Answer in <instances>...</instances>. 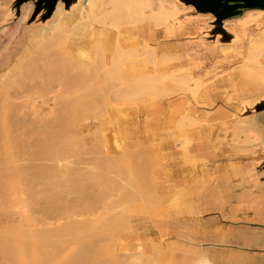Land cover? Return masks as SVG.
Returning <instances> with one entry per match:
<instances>
[{
    "label": "bare ground",
    "instance_id": "obj_1",
    "mask_svg": "<svg viewBox=\"0 0 264 264\" xmlns=\"http://www.w3.org/2000/svg\"><path fill=\"white\" fill-rule=\"evenodd\" d=\"M144 3H145V0H80L78 6L76 7V9L74 10V12L71 15H67L65 10L63 9L61 3H58L56 5L54 13L52 14L51 19L49 20V22L47 24L41 25V26L31 25L29 27H25V25H24V29H21L22 26H23V23L25 24V22H26V20H27V18L29 16L30 10H31L30 6L26 7L25 9H23L22 10V14L19 17L18 22L16 24H14L12 27L6 26V27H1L0 28V32L1 33L5 32V31L9 32V39L7 41H4L0 45V71H1V73H0V89L3 87V89H1L3 91L0 90V95H1V92H2V95L0 96V107H1V104L3 103L2 98L4 97L6 99L7 95L9 96V94L13 93V92H11L9 90V88H12L11 86H13V88L11 90H13L15 88H17V89L20 88L19 85H21V88H22L24 86L25 82L28 81L29 83L28 84L26 83V84L28 85L27 88L30 86L29 87L30 91H29V89H27V90L29 92H32V93L33 92L35 93V90H37L36 94H35V97L33 98L34 94L31 95V97H30V94L23 95V94L29 93L28 91H24V92L22 91L23 92L22 94L18 93L19 91L22 90L21 88L19 89V91L14 90V91H16L18 93V94L16 93L17 95L15 94L17 97L20 94V97H21V95L24 96V98L30 97L31 100L35 99L36 97L38 99L41 98L40 100L42 102L41 103L39 102V104H41V105H42V103H44L46 101V100L44 101V99H43L44 97L45 98L47 97L46 98L47 100H48V97H49V99L51 98V100L54 99L56 102H57V100H59L60 102H61V100H63L62 101L63 103H67L68 102L67 104L70 105L69 108H67L68 107L67 104H64L62 106L64 108L63 111L65 112V114L69 110L70 111L72 110V112L74 110V114L76 112L75 110H77V112L80 111V113H78V115H76L77 113L75 114L77 116V118H76L77 120L76 121H78V122L84 120L85 118H87L92 113L94 115L92 114L93 116L91 118H101L102 117L103 122H105V124H107L108 130L111 132L110 134L113 136L115 141H117L116 140V132L119 129V127H116L118 123L114 121V113L118 110V107L124 105L128 101L129 102L131 100L134 101V99H135L134 95H137V93L140 92L141 89H144L145 91L150 93V92H152V88H153V87H151L149 82H147L145 80H142V78H140L141 76H139L137 71H135V67L133 66V63L128 62V59L126 57L130 56L133 53V51H134L133 48L132 47H126L125 48L119 42V35H120L119 29L121 28L122 25H124V24L126 25L128 23V21L126 20V18L128 16L135 17L136 20L137 19L141 20L140 21L141 25L139 27H137L138 25H136V26L133 25V26H135L134 29H133L134 30L133 34L136 33L135 30L136 31H137V29L141 30L142 27H146L148 25V23L150 22V17L144 16L142 12H143V9H153V6H152V4L145 5ZM165 3H167V1ZM108 6H110V9H112V13H111L110 17H108L109 14L106 11V9H108ZM158 9H169V7L165 6L163 4H160L158 6ZM108 18L113 22L111 24L112 25L111 34L109 32L105 31V30L108 31L107 28H103V27L100 28L99 27V25H104V20L108 19ZM20 31H21V33H20ZM24 36H27V39L24 40L25 43H23L21 41V39ZM84 37H89L92 40V42L90 43V45L88 47H85L84 45H81V44L78 43V40L80 38H84ZM13 41H16L17 42L16 44L24 45V58L21 57V56H18V57L14 58V59H11V57L9 56L10 53H7V52L11 51V49L9 50V44H11V45L14 44ZM46 48H48V49L49 48H53V50H55V49L57 50L58 49L57 51L60 50L61 51L60 52L61 56L58 54L59 56L58 57L56 56V58L53 57L52 60H51V58H50V60L47 59V58L50 57V55H52V53H51L52 49L49 51ZM43 50H45V51H43ZM47 50L49 51V53H51L49 55L46 53L48 55V57H47V55L42 54V52H41L42 56L44 55L45 58L43 59V57H41V54H40V58L38 57L39 59L36 58V56H39V52L40 51H43V53H45V52H48ZM62 51H64V52H62ZM33 52H35V54H32ZM36 53L38 55H36ZM63 53H65V54H63ZM31 54L33 56L36 55L35 59H33ZM27 55L31 56L32 58L28 56L29 59L25 60ZM56 55H57V53H56ZM14 56H17V55H14ZM22 59H24L23 60L24 61V65H23ZM45 59H47V60H45ZM34 63H35V65H34ZM32 65L36 66V69L34 68L35 70L31 69ZM23 68H24V70L27 69L26 73H24V70L22 71ZM78 68H79V71L82 68L84 69V70L82 69L83 71H86V74H84V77L83 76L80 77L78 75L77 76L75 75V76L71 77V75H70V78L72 79V81L81 83V85H82L81 89H83V91H80L81 89H79V91H77L78 93L76 91H75V93H74V91H73V93H71V89H72L71 86L73 84L72 85L69 84L70 83V82H68V81H70L69 80V76H68V78H66V81L67 80L68 81L64 82L65 85L62 84V86H64V87H62L61 85L57 86V84H60V82L65 80V77H66V75L68 73L69 74H73V72L76 69H77L76 71L78 72ZM28 69L31 70V71L34 70V72H32L33 74L29 73V72L27 73V71H29ZM67 69H69V72L67 71ZM70 69H72L73 72ZM57 70L59 71L58 72L59 75H57V72H56ZM20 71H22L24 74H26V77L28 76V78L24 77V78H26L25 80H24V78H23V80H22V78L20 79V77L24 76V74H21ZM65 71H67L68 73L66 74ZM36 72H38L40 75L42 74L40 79H42L43 77H44V79H46V81L43 80V83L46 84V85H47V83H50V81L53 78V76L56 78V80L52 79V81L55 82V84L57 83L56 87L53 86L54 88H52V91L55 92L56 90L58 91V89L63 88L64 90L65 89L67 90L66 92H70L71 94L69 93L70 94V95L68 94L69 96L66 94L68 96L67 97V96L64 95L65 91H63V90L62 91L59 90L58 92L56 91V93H58V95H61L63 93L62 95L65 96V97L62 96L63 98L60 96L62 98L61 100H60V98L58 99V95L56 93H55L56 95L54 94L55 96L53 94H51L52 91L50 92V95H49L48 89L49 88L51 89L52 85H54V84L47 85V86H49V88L45 85L46 88H44L45 86H42L43 85V83H42L41 86L44 89H47L46 90L47 92L42 90L41 86L37 87V85L39 86L40 82H42V81L40 80V82L39 81L37 82V80H35V79H37L39 77V74H37ZM64 72H65V77H64V74H63ZM18 73L21 74V75L19 74L20 77L19 76H17V78L13 77L14 75L15 76L18 75ZM28 74L29 75L32 74V75H30V77L32 76V78H33V76L35 77V79H33V80H35V82L32 80V78L29 79L30 77H29ZM46 75L48 77H45ZM60 75H62V77H64V79L62 78L63 79L62 81H60L61 80L59 78ZM49 76H51L50 77L51 79H48ZM11 78H15L16 79L15 81H17L19 79V80H21L20 82L21 83L24 82V84H21V83L19 84V81H17L16 83L18 84V87L15 84L16 87L14 88L15 85H11V84H14L15 82L9 84V82L11 81ZM83 78L87 79V81L84 82V83H83V81H85V80H82ZM6 79H8L9 82H7ZM47 79L50 80V81L47 82L48 81ZM57 79L60 82L57 81ZM12 80L14 81V79H12ZM32 81L35 83L36 86L34 85V87L35 88L37 87L36 89L32 87L33 85H29L30 83L31 84L33 83ZM52 81H51V83H52ZM5 82H6V84H5ZM2 83H3V85L1 87ZM67 84L70 85V86H68ZM7 85L8 86L10 85L9 88H7L8 87ZM59 86L61 88H59ZM31 87H32V89H31ZM39 88H40V90L44 91L47 96H45L42 91H41L42 92L41 94H43L42 95L43 97L41 96V94L39 95V93H38V92H40ZM23 89H24V87H23ZM24 90H26V88ZM31 90H33V91H31ZM4 91H6L7 95L4 94L5 93ZM7 91H10L11 93L10 92L8 93ZM59 92H60V94H59ZM12 95L14 97H16L14 94H11V96H10L11 98L8 97V98H10V100H8L10 103H8V101L6 100L7 101L6 104L3 103L4 105H2L3 107H5V105H7V104L8 105L9 104L12 105L11 103H13V105H15V106L18 104L17 103L18 99L16 100L17 102H15L14 97ZM26 96H28V97H26ZM51 96L57 98V100L55 98H52ZM20 97H19V99L23 98V97H21V98ZM4 98H3V100L5 102ZM30 98H28V99H30ZM11 99H12V101L15 102V104H14V102L11 101ZM64 99H66L67 102L66 101L64 102ZM54 100L52 102H55ZM19 101H21V100H19ZM33 101H35V100H33ZM48 101L50 102V100H48ZM48 101H46V102H48ZM59 101L56 103V105L58 107L60 106V109L55 106V103H54L55 107H53V103L51 105L53 108L46 106V111H48V112H50L49 108H52L51 111L54 108L55 109L58 108L59 111L57 109L56 110L54 109V111L51 112L52 113L51 114L52 117H51L50 114H48V112L46 113L45 110L43 111V109L45 108L44 104L42 106V108H43L42 109L40 107V105L38 103H36V104H38V107L43 112H45L44 114L47 116V118L50 117L49 119H46V116H45V119H44V117L42 118V115H43V114H41L42 111H39L40 109L38 108L39 109L38 110L37 107L35 109L30 108V111H29V109H28V111H27V109H25L24 112L27 111L26 113H28L30 115H27L21 109H19L20 112L22 111L21 115L26 114V115H23L24 116L22 118L23 120L27 116H33L34 114H35L34 115L35 117L34 116L33 117L35 119H38V118L43 119V120H41V119L37 120V122L39 124L38 123L36 124L34 122V120H33V122L35 124L34 123H32V124L36 125V127L34 126V128L31 126V122L32 121L28 120V119H27V121H29L30 123L26 122L25 120L22 121L20 119V121L15 120V122L13 120L14 123L10 120V123L12 122V124L10 125V123L8 121V123H9V125H8V123L5 121V120H9L8 116L11 115L14 112V114H16V119H19L20 116H21L19 114L20 112L18 113V110L17 111H13L15 106L12 108V111H10L12 106L9 105L10 107L9 106H6V107H8L10 109L6 110L5 109L6 107L3 108V109L6 110L5 111L6 113L8 112V110L10 112H8V114H6L5 112L1 113L3 111L2 107H1V109H2V111L0 110L1 111L0 112L1 115L2 114L3 115L4 114L8 115V116H6L7 119H5V120H4L5 117L4 118L1 117L2 120L0 122H4L5 121L3 124L0 123V125L1 124L3 125L2 127L5 129V132H6V133L3 132V134L6 135L9 132L10 134L13 133V135H14V133H16L17 131L18 132L20 131L19 133L17 132L18 134L16 133L17 135L15 134L16 135V139L18 138V140H19L20 136H22L23 140L21 138L22 142L19 141L20 143H18V142L17 143L18 144H21V143L23 144L24 143L23 141H25V143H24L25 144L24 145L25 148L27 146L26 145V143H27V144L30 145V146L28 145L27 147L30 148L31 146H33L35 149L33 148V151L32 150L28 151V154H27V150L29 149L28 148L26 151H24L26 153H24L21 156L17 154L18 151L15 152L18 155L17 156L15 153L10 151L11 149L10 150L8 149L9 150L8 153L10 155L8 153H5V154H7L6 157H5L4 153H1L3 157L0 155V157H1L0 158V161H1L0 162V264H25V262H27V261H24V259L27 258L26 260H28L29 255H27V254H29V251L33 250V251H37L38 252V251L42 250L44 252V250H46L47 247H49V248L52 247L53 248V252H54L53 256H52V252L50 253V249H49V251L48 250L46 251V252H48L50 254V256H52L54 259H56L57 257L59 258V259L57 258L58 262H56L57 259L56 260L51 259V260L55 261V264H78L79 262H81V264H89V262H91V261L92 262L90 264H92V263L93 264L94 263L100 264V262H101V264H105V262H106V264H110V263H108L110 260H111L110 262L113 263V264H144L143 263L144 259L142 257H140V256H138L137 259H135V260L129 261L128 258L125 260V259H121V258L117 257L115 255L116 252L109 254L110 256L112 254L115 255L114 257L112 255L113 258L108 257L109 255H107L108 254L107 252L106 253L102 252V253H104V255H103L104 257H106V255H107V257L109 258L108 259L107 257L106 258L103 257L104 258L103 259L102 256H101L102 255L101 252H100L101 254H98L99 252H94L93 250L95 248H98L100 250L104 249L105 251H107L108 249H111L112 252L114 251V249L112 248V246H114V245L105 246L106 247L105 248V247H103L101 245L96 244V240L99 239V238H97L98 236H100V238H104L105 237V236L104 237L102 236L103 235L102 233H103V227L104 226L101 225V222H100L101 219L100 218L103 217L105 219L107 213L111 210L112 213H114V214L118 213L121 216L120 219L114 218V220H117L118 222L121 221V222H123L125 224V226H124V224H121L122 227H120L121 225L117 224L120 228H123V227L125 228L126 227V229H127L129 227V224H128L129 216L128 215H123L122 212L131 211V210H129L130 208L127 207L128 209L125 208V210L122 211V212L120 210H121L122 207H124L127 204L125 200H127V202L131 203V202H133L135 200L139 201L140 199H142L141 196H140L142 194L141 193L142 192L141 191V187H142V185L144 183H147L148 181H150L151 177L153 176L152 175V171L150 169L151 165L146 164L147 165L146 166L145 165L146 161L142 158L143 161H145V162H143L142 159H141V161L137 160V162H139L138 166H139V164L141 162V164L143 165L142 168H141L142 172H144V171L145 172L142 173L140 171V169H138V167H136L137 162L136 163H132V164L133 165L135 164L134 167L137 168L139 171L138 172L134 171V170H136L135 168L132 170L133 165L131 166L130 164H126L128 159L127 158H123V157H126V156H123V155H125L127 153H124V151H122V149H120V147H119V149L121 150L120 151L121 154H117L118 157H117V155H116V157H115V155L114 156L110 155V156H113V158L115 157L116 159L112 160V157H109V160H110V158H111V160L109 161L108 158H107L108 161H105L106 157H103L105 159L102 161L101 158L99 159V156L96 155L97 152L94 153L97 150L98 151L97 154H99V152L101 150L103 151L102 148H105V146H104L105 145V140H104L103 136L100 138L101 135H99V137H98L100 139L97 138L98 141L96 140V138L94 136V138H95V142L94 143L96 144V142H97L96 145L95 144L92 145L93 144L92 143L91 147H90V145H88L90 147V148L88 147L89 149H87V150L84 149L85 152L86 151L88 152V154H87V152H86V154L89 156V151L92 150V148H94L92 151H90V155L94 154V157L97 156L98 158H94L93 159V158H90V156L87 157V155H84L83 153H85V152L82 151L83 148H82V145H81L82 143H80L81 140H80V138L78 136V131H77V135H76V131H74L75 130V126L74 125H76L78 122H76L75 119H72L73 116H74L72 113H71L72 115L69 113L70 114V115L68 114L69 116L62 114L61 111H62L63 108L61 107V104L59 103ZM24 102H26V101H24ZM22 103L23 102H21L19 104H22ZM18 106H21V105H18ZM16 108H17V106L15 107V109ZM20 108H22V107H20ZM23 108H25V106ZM47 108L49 110H47ZM36 109L38 110V113L36 112L37 114L33 113V115H31L32 111H34ZM66 109L67 110L69 109V110L67 111ZM88 109L89 110L92 109L94 112L90 111L91 113L89 114V111L88 112L84 111V110H88ZM57 111H58V113H57ZM81 111H82L83 115L87 114V115H85L87 117L83 116L81 114ZM15 112L18 113L19 118L17 117V113H15ZM60 112H61L62 115H60ZM56 113H57V115H56ZM14 114H12L11 117L9 116V118L13 119L12 116H14ZM80 114H81V116H80ZM48 115H50V116H48ZM36 116L38 118H36ZM76 116H74V118ZM79 116H80V118H79ZM33 117H31V118L34 119ZM70 119L72 120V123H73V121L76 122V124L73 123L74 129L71 128L72 124L69 121ZM24 122H26V125H25ZM40 122H43V123H40ZM68 122H70V123H68ZM27 124H30L32 129H31V127L29 125L27 126ZM66 125H68V126L66 127ZM69 126L74 132L69 128ZM118 126H119V124H118ZM3 128H2V130H0V132L4 131ZM68 128L72 131V133L69 132ZM67 130H68V132H66ZM24 131H26V132H24ZM23 132H24V134H23ZM9 133L7 134L8 136H9ZM27 133H29V135H27ZM65 133L66 134L69 133L68 136H70L72 134L73 135L75 134V136H77V138L79 139V141L77 139H75V141H74L73 139L75 137L73 136V138H72V141L75 142V143H73L75 145H72V146H74L73 148H75V151L70 146V144H72L70 142H72V141H68L71 138L67 137L68 140H65V138L67 136ZM3 134L2 135L0 134V135L3 136ZM34 134H36V136ZM96 134H100V133L96 132ZM24 135L27 138L29 137L30 140H31V136H32L33 140L30 141V142L28 141L29 143L26 142V140H24V138H25ZM39 135H40V137L41 136L42 137L41 138H36L37 136L39 137ZM1 136H0V138H1ZM96 137H97V135H96ZM5 138L7 139V137H5ZM27 138H25V139H27ZM6 139H4V141H6ZM13 139H15V138H13ZM13 139H11V140H13ZM0 140H2V138ZM65 141H67V142L65 143ZM77 142L79 144H76ZM11 143H13V142H11ZM11 143H9V144H11ZM0 144L2 145V143H0ZM76 145L77 146L79 145L80 148H82V149H80V148L78 149L79 146L77 147ZM2 146H4V145H2ZM2 146H1V148H2ZM66 147H67V150L69 152L66 151V149H65ZM1 148H0V151H1ZM22 150H23V147H22ZM72 150H73V153L76 152L73 155V157L77 158L76 159L77 161L71 160V158H70V154L69 153H71ZM79 150L82 151V153L80 152V154H79ZM102 151L100 152L101 155L99 154L100 156L104 155L102 153ZM19 152H21V150ZM64 152L67 153L68 158L65 155L66 153L64 154ZM73 153H71V154H73ZM13 154H15V155L13 156ZM76 154H78L79 156L80 155L85 156L88 159L90 158V161H87L86 159L84 160V157L83 158H81V157L78 158L79 156L76 155ZM133 154H134V157H135L136 153H133ZM107 155H109V154H107ZM121 155L123 157H121ZM64 156L67 159V161H65L66 159L64 158ZM128 156L129 155H127V157ZM137 156L134 158L133 162L136 161L135 159H140L141 157H143V156L140 155L141 157L138 158ZM2 158H3V160H1ZM69 158H70V161H72V162L69 161ZM78 159L79 160L82 159L84 161H81V160L78 161ZM24 160H29V161H26L27 162V164H26V162ZM22 161H24V162H22ZM30 161H34V162H38V163L35 164L33 162L34 163L33 164ZM141 164H140L139 168L141 167ZM129 165L132 167V168H130L131 171H129V172L127 171L126 173H123V174H127V177H126V179L124 178V180L125 181L128 180V181H126V183H125L122 180V177L126 176V175H123L121 177V179H120L119 177L122 175L121 174L118 177L119 178L118 183L121 184L120 180H122L121 182L122 183L124 182L127 186L130 185V184L131 185L132 184L135 185V186H130L131 189H132V187L133 188L136 187V189H134L135 191H133L135 194L131 195L132 198H130L129 195L126 194V189H128V191H129V188H128L129 186L127 187L125 185L127 187V188H125V186L121 185L120 188L124 187L123 189H124L125 192H123V189H122V191L120 189V191L118 190V192H120L118 194V192H115L114 190L118 188L117 186L119 184L116 183L115 185H113L115 182L111 183L112 181L118 180V178L117 179L113 178L114 177L113 172L114 171L116 172V173L114 172L115 175L117 173L120 174L121 172L119 173L118 171H119V169H121V167H122V169L123 168L125 169L124 171L121 169V171L125 172L126 170H129V168H126V166L128 167ZM107 166L109 168V171H111L112 168H113V172L112 171L109 172ZM110 167H111V169H110ZM144 168H145V170H144ZM132 171L135 172L134 174L137 173L138 175L136 177H134L133 173L131 175ZM111 173L113 175L112 178L110 176L112 181L109 178V175H111ZM140 174H144V175L142 176ZM116 176H118V175H116ZM107 177L109 179H107ZM138 177H139V179H138ZM113 179H115V180H113ZM108 180H110V181H108ZM152 180H153V178H152ZM99 182L102 183V184H99ZM108 182L111 183V184H109ZM103 184L107 188V190L110 189V188H108L109 185H111L109 187H112V188H115V186H116V188L114 190L111 188L115 192V194H113L114 192L111 189H110V192H112V195H114V196H116V194H118L119 197L121 196L122 197V198L120 197L121 200H118V199H120L118 197H116L118 199H115V200L116 201H120V202L125 201V204H123L124 203L123 202L122 203L123 206L122 205L121 206H115L116 204L113 205L115 200L112 199V200H114V202L112 201L113 203L111 204V206H115L117 208H120L118 210L122 213V215H121V213H119L118 210L116 211L115 207L111 208L110 210H108L109 207L108 208L106 207L107 209H105V204L104 203H108V201L110 203L111 199H109L107 202H105V199L107 200V196H106V198L103 197L102 195L104 194V191L103 192L101 191L102 187H104V186H102ZM39 185H41V186H39ZM37 186H38L39 189L42 188V190H44V192H42L40 190V193L38 192L39 194L43 193L44 196L47 197L48 199H50L52 202L55 201L53 203L54 204L56 203L55 204L56 206L53 205V203L52 204L50 203V205H52V206H50L51 209H52V207H54V208L56 207L58 209V212H61L60 213L61 215L60 214L58 215L57 212H56L57 210L55 208V212L54 213H56L55 214L56 216L55 215H54V217L50 216V219L54 221V222L52 221L53 225L51 224V220L49 218H47L48 217L47 215H50V213H52V212L49 213V211H52L50 209V207H49V209H50L49 211H48V208H47L49 206L48 205L49 202L46 203V200H48V199L44 198L46 206H47V207L44 206V208H46V209L43 208V205H42L41 208L39 207L40 204L43 203L42 200H40V199H39V201H40L39 206H37L38 205L37 203L39 202V201L37 202V199H36L35 203L34 202L31 203V201L33 199L32 197L35 196L34 194H36V196H38L37 193H35V192H37V190H36ZM43 186L45 187L44 189H43ZM25 187H26L27 190L25 189ZM105 187H104V189H105V192H106L107 190H106ZM98 188H100V189H98ZM137 188H138V191H137ZM96 189H98L101 192L99 193V191L96 190ZM104 189H102V190H104ZM25 190H26L27 193L25 192ZM96 191H97L98 194L96 193ZM24 192L28 196V199H27V196H26V201L28 200L27 201L28 204H25V205L26 206L29 205V207H32L33 205L35 206V204H37L36 206L39 207L38 209L34 210L35 207L33 206L31 208L32 210L30 211L29 207L27 209V208H25L23 206L24 205L23 202L25 201L24 200V198H25L24 197L25 196ZM150 192L152 194V199H155L154 202L159 201L160 198H158V196L155 194V192H154V190L152 189L151 186H150ZM91 193L94 194V195L96 193L98 196H100L101 198L103 197L105 199L99 200L100 197L98 199V198H96V196H93ZM129 193L130 192H128V194ZM90 194L94 197L93 201L94 200L97 201V199H98L99 202L100 201H104V202L98 203V204L102 203V205L104 204L103 206L100 205L98 207L99 210H96L97 208H93V211H95V210L98 211V212L95 211L94 215L95 214L96 215L95 216L93 215L95 217V218L93 217L94 219L92 218V216H91V219H90V215L93 214L92 213L93 211H92L91 207L92 206L93 207L97 206L98 204L96 203V201H95V205H91V207L87 204L88 201L91 200V199H89ZM99 194H102V195H99ZM106 194H108V193H106ZM39 196L41 197V199H42V197H44V196H42V194L39 195ZM161 196L164 198L163 195H161ZM167 196H169V195H167ZM167 196L165 197V199L168 198ZM87 197H88L89 200H87ZM93 197H90V198H93ZM124 197H127V198L125 199ZM34 199H35V197H34ZM55 199H58V200L56 201ZM50 200H48V201H50ZM67 200H70V202L68 201V203H67ZM78 200H79V203H81L82 200H84L86 202L83 201V203L79 204ZM59 201L61 203H59ZM27 202H25V203H27ZM71 202L74 205H75L76 202H77L76 205L78 204V206L82 205V204L83 205L79 206V208H77L78 206H76V208H75V206L74 205L72 206V204L70 206ZM120 202L117 203V204L120 205ZM140 202H141V200H140ZM22 203H23V205H21ZM64 203L65 204H69V205H65ZM90 203H93V202H90ZM57 204L58 205L64 204V205H62V207H65V208H62L63 211H64V209H66L67 206H69V207H67L69 209L65 210L68 213L67 214L63 213V211H61V209H60L61 206L58 207ZM129 204L126 205V206H129ZM19 205L23 208L22 210H26L27 209L29 211L26 210L27 211L26 213L20 211L21 207ZM107 205L108 204H106V206ZM12 207H13V209H12ZM102 207H103L104 210H106L105 211L106 215L105 216L102 215L101 217L97 216V213H98V215H100L101 213L104 214L103 213L104 210L102 211V209H100ZM17 208L18 209L20 208V210H18ZM54 208H53V211H54ZM71 208H73V209H71ZM10 209H12L13 211H15V209H16V211L18 210L19 211L18 214H20V215H18V216L16 215L17 216L16 217L14 215V212L12 210H10ZM59 209H60V211H59ZM88 209H90V211H92L91 212L92 214L89 215L90 212H88ZM114 209H115V211H114ZM69 210L70 211L74 210V212H72V214H71V212ZM107 210H108V212H107ZM132 210H134V212H137V211H135L136 209H132ZM34 211H38L40 214H42L41 211L44 214L46 213L47 214L46 215L47 216L46 219H45L44 215H43L44 218L42 217V219H44V220H42L41 217L39 218V216H37V215H35L37 217L36 218L37 220L34 218L35 217L34 215H33L34 217L32 216L34 219H30V216H31L30 214H34L35 213ZM141 211L143 212V210H141ZM38 212H36V214ZM99 212H100V214H99ZM112 213H110L111 215L109 214L107 216L108 217L112 216ZM15 214H17V212ZM24 214H25V216L27 215V217L28 216L29 217L28 218L27 217L23 218ZM74 214H75V216H74ZM76 214L78 215V217H80L79 215H83L84 216L85 214L86 215L88 214L89 217H85L86 216L85 215L84 216L85 218H83L84 220H75V219H77V218H75V217H77ZM115 215L118 216L117 214H115ZM20 216H21V218H20ZM72 216L74 217V220H68ZM96 216H97V219H96ZM73 217L71 219H73ZM98 217H100V218H98ZM22 219L23 220L27 219L26 220L27 223L31 222V224L35 223V220L39 221L41 223L39 224V222H38L39 227H37L38 225H37V223H35L34 224L35 228L29 229V228L24 227L25 225H28V224L27 223L26 224L23 223ZM98 219H100V220H98ZM31 220L33 221V223H32ZM49 220H50V222H49ZM57 222H59V223L57 224ZM104 222H106V221H104ZM54 223H55V225H54ZM31 224L28 225V226H33ZM48 225H50V226L52 225V226L50 227ZM115 225H116V223H115ZM115 225L114 226H110L109 225V227H112V229H114L115 227L117 228L118 226H115ZM94 228H95V230H94L95 232L98 229V230H100V233L97 230L98 233L97 232L94 233V231H92L93 233L91 234L90 230H92ZM101 228H102V230H101ZM116 228H115V230H116ZM105 229H108V227L107 228L104 227V230ZM140 229H141V227H140ZM88 231H90V232H88ZM80 232H81V234H80ZM110 232L112 234V235L109 234L110 236H108V233H109L108 230H107V233L104 232L108 236V239L111 236L113 237V233H115V231L113 232V230L110 231ZM76 233H78V234L76 235ZM97 234H100V235H97ZM64 236L66 238H61V237H64ZM107 236H106V238H107ZM114 237H116L115 234H114ZM80 238H82V239H80ZM77 239L80 241V243L76 242ZM93 239H95V241H93ZM81 240H83L84 242H81ZM24 241H26L27 244H30V246H27V244L24 243ZM66 242H68L67 245L64 244ZM63 244L65 246H63ZM55 249H58V253L57 254H55L57 252V250H55ZM51 251H52V249H51ZM24 253H27L26 255L28 257H26V255ZM42 253L40 255H43ZM45 254H47V253H45ZM49 254H48V256H49ZM89 254H91L90 258H89ZM96 254L98 256H100L101 258H99ZM35 255H38V254H35ZM55 255L56 256L58 255V256L56 257ZM48 256H44L43 255L42 258L40 257L41 260L39 259L40 261L39 260L38 261L41 262L42 260H44V262H42V264L43 263L44 264L45 263L54 264V261H53V263H52V261L51 262H49V261L47 262V260L50 259V258H48ZM92 256L95 257V258L97 256V258L94 259ZM44 257H47L46 260L44 259ZM91 257L93 258L92 260H91ZM31 258L32 257H31V253H30V258H29L28 261H30ZM141 258H142V260H141ZM35 259H36V257H35ZM88 260H91V261L87 262ZM95 260H101V261L94 262ZM27 263L29 264L30 262H27ZM38 264H41V263H38ZM145 264H150V263H145ZM193 264H210V263L207 261V259L204 257V255H200V256L195 258V261L193 262Z\"/></svg>",
    "mask_w": 264,
    "mask_h": 264
},
{
    "label": "rangeland",
    "instance_id": "obj_2",
    "mask_svg": "<svg viewBox=\"0 0 264 264\" xmlns=\"http://www.w3.org/2000/svg\"><path fill=\"white\" fill-rule=\"evenodd\" d=\"M164 1V2H163ZM167 1V3H165ZM145 5H148V4H152V6H153V9H143V15L144 16H146V17H150V22L148 23V25L146 26V27H142L141 28V30L140 29H137V31L135 30V32L136 33H134L133 34V29H134V27L136 26V25H138L137 27H139L141 24V20H139V19H135V17H131V16H128L127 18H126V20L128 21V23L125 25H122L121 26V28L119 29V33H120V35H119V42L121 43V45L122 46H124L125 48L126 47H132L133 48V53L130 55V56H127L126 58L128 59V62H130V63H133V66L135 67V71H137V73L139 74V76H141L140 78H142V80H145V81H147V82H149V84L151 85V87H153L152 88V92H147V91H145L144 89H141L140 90V92H138L137 93V95H134L135 96V99H134V101H128V102H126L124 105H122V106H119L118 107V110L114 113V121L115 122H117L118 124H119V126H118V124H117V126L116 127H119V129L117 130V132H116V140L117 141H115V139L113 138V136L110 134L111 132L108 130V126H107V124H105V122H103V119H102V117L101 118H91L93 115L91 114V115H89L91 112L90 111H93L92 109L91 110H84V111H86V112H88L89 111V116L87 117V116H85V115H87V114H85V115H83L82 114V111H81V114L83 115V116H85V117H87V118H85L84 120H82V121H76L77 119V116L76 115H78V113H80V111L79 112H77V110H75L76 112H75V114H74V110H73V112H72V110L70 111L69 109V111L67 112L66 110V114H65V112L63 111L64 110V108L62 107L64 104H67L68 102L66 101V99H64V102L66 101L67 103H63L62 101L63 100H61L63 97L62 96H67L70 92H66L67 90L65 89H63V88H61L60 86H59V88H61V89H58V91L60 90V91H65V94L64 95H58V93H56V91L54 92V91H52V88H54V87H56V84H55V82H53L52 81V79H55L56 80V78L53 76V78L51 79L50 77L51 76H49V78L48 79H51V81H52V83H51V81L50 80H48L47 82H49L50 81V83H47V85H51V84H54V85H52V87H51V89L49 88V86H47L46 84H44L43 83V80H45L46 81V79H44V77L42 78V79H40L41 78V75L38 73V72H36L37 74H39V79L37 78V79H35V77L33 76V78H32V76L30 77V75H32L33 73L32 72H34V70L36 69V66H34L35 65V63H34V65H32V67H31V69H34L33 71H31V70H29V71H27V73L29 72V73H32V74H28L29 75V79H31L32 78V80L33 79H35V80H37V82L39 81L40 82V80L42 81V82H40V84H39V86L37 85V87H40L41 85H42V83H43V85L42 86H47L49 89H48V92H49V95H50V92H51V94H57L58 95V99L60 98V100H61V102L59 101V100H57V98H55V97H52V98H55L56 100H57V102L59 101V103L61 104V107L63 108L62 109V114H64V115H67V116H69L71 113L74 115V116H76L75 118H74V116H73V118L72 119H75V121L76 122H78L77 124H76V122H74L73 121V123L74 124H76V125H74L75 126V130L74 131H76V135H77V131H78V136H79V138H80V140H81V142L80 143H82L81 145H82V148H80V146L78 147L77 145V147H78V149L80 148V149H82V151L83 152H85V150L84 149H89L90 147H91V144L92 145H94L95 143V138H96V140H97V138L99 137V135H101L100 136V138L103 136V138H104V140H105V148H102L103 149V151H102V153L105 155H103V156H100L101 155V151L99 152V154H97L98 153V151L96 150L94 153H96V155L97 156H99V159L101 158V160L103 161L105 158H103V157H106V159H105V161H108L109 160V157H112V160L113 159H116L115 157H116V155L117 154H121V150L120 149H122V151H124V153H127V154H125V155H123V156H126V157H123L122 155H121V157H123V158H127L128 159V161L126 162V164H130L131 166L133 165L132 163H136L137 162V160L138 161H141V159L143 158L145 161H146V163H145V165L146 164H149V165H151V171H152V177H151V180L150 181H148L147 183H144L143 185H142V187H141V198L142 199H140L141 200V202H140V200L138 201V200H135V201H133V202H127V200H125L126 201V205H128L129 203V206H124V207H122L121 208V212L122 211H124L125 210V208H130L129 210H131V211H128V212H122L123 213V215H128V216H130V215H132V214H135V213H149V214H151V215H164V209H163V203H161V201H160V199H159V201H156V202H154V200L155 199H152V194H151V192H150V186L152 187V185H153V181H154V177H155V173H156V170H157V165H156V154H155V152L153 151V149H152V146L151 145H145L144 143H142V141L140 140V138H139V131H138V108H139V106L142 104V103H144V102H147V101H152V100H160V99H169V98H173V97H180V96H187V97H189V98H191V101H193V103H196V100H197V96L199 95V93L201 92V91H212V92H214V91H219V92H221L222 93V102H224L225 103V105L226 106H228V107H230L231 109H233V111H234V113L236 114L238 111H239V109H240V107H239V104H240V101L241 100H243V99H245V100H243L242 101V104H243V109H245L246 107H248V106H251V104L250 103H253L254 104V101L256 100V97H259V96H264V11L263 10H248V11H246L241 17H239V18H237V19H235V20H231V21H226L225 22V24L227 25V27H230V29L232 30V32L234 33V35H237L238 37H239V41L236 43V44H229V45H221V46H216V43L215 42H213V43H207V44H205V45H199L200 47H198L202 52H205L207 55H205V54H201L200 52H198V51H196V50H194L193 48H188V49H185L184 50V47H182L181 49H180V45L179 44H177L176 42H175V40H178V39H180V38H184V37H188V36H191L187 31H188V27H190V24H191V22L194 20V19H198V20H202V21H204V20H207V19H212V15L211 14H209V15H207V16H205V15H196V12L193 10V8H191V7H187V8H182V4H179V3H177L175 0H145V3H144ZM160 4H163V5H165V6H168L169 7V9H158V6L160 5ZM106 11H107V13L109 14V16L108 17H110L111 16V13H112V9H110V6H108V9H106ZM195 16V17H194ZM113 22L108 18V19H105L104 20V25H99V27L100 28H107L108 29V31L107 30H105L106 32H109L110 34H111V32H112V24ZM133 25H135V26H133ZM111 30V31H110ZM20 33H21V31H20ZM0 45L4 42V41H7L8 39H9V32H0ZM20 35V34H19ZM27 39V36H24L22 39H21V41L23 42V43H25L24 42V40H26ZM14 42V44H9V50L11 49V51H9V52H7V53H10V57H11V59H14V58H16V57H18V56H21V57H23L24 58V45H20V44H16L17 42L16 41H13ZM12 42V43H13ZM11 43V42H10ZM180 43V42H179ZM166 44H171V46H173V45H175V46H173L172 48H170V49H164V46L166 45ZM17 47V48H16ZM46 49H48V48H46ZM52 49V50H51ZM55 49V48H54ZM17 50V51H16ZM51 50V53H52V55H50V57L49 58H47L48 57V55L49 54H51V53H49V51ZM47 51L48 52H45V53H43V51H45V50H43V51H40L39 52V56H36V55H38L37 53H36V55H32V54H35V52H33L32 54H31V56L33 57V59H35V56H36V58L37 59H39L40 58V54H41V52H42V54H45V55H47V59H49L50 60V58H51V60L53 59V57L54 58H56V56L58 57L59 55H60V50L59 51H57L56 49V51L55 50H53V48H49ZM53 51V52H52ZM55 51V52H54ZM59 52V53H58ZM62 52H64V51H62ZM47 53V54H46ZM54 53V54H53ZM56 53H57V55H56ZM42 54H41V57H43V59L45 58V56L43 55L42 56ZM59 54V55H58ZM63 54H65V53H63ZM14 55H17V56H14ZM210 55H213L212 57H210ZM29 55H27L26 56V58H25V60L26 59H29V57H31V56H29ZM52 56V57H51ZM61 56V55H60ZM31 57V58H32ZM39 57V58H38ZM30 58V59H31ZM36 59V60H37ZM47 59H45V60H47ZM24 59H22V61H23ZM23 65H24V61H23ZM34 66V67H33ZM127 66V65H126ZM83 69V68H82ZM80 70L79 71V68H78V72L76 73L75 71L73 72L72 71V69H70L72 72H73V74H69L68 72H69V69H67V71H65L66 72V77H65V72L63 73L64 74V77H65V80L64 81H62L63 79H64V77H62V75H60L59 76V78L61 79L60 81H62V82H60L58 79H57V81H59L60 82V84H57V86L58 85H61L62 86V84H64L65 85V81H66V78H68V76H69V80L70 81H68V82H70L69 84H73L71 87H72V89H71V93H73V91H74V93H75V91L77 92V91H79V89H81L82 88V85H81V83H79V82H75V81H72V79L70 78V75H71V77H73V76H80V77H84V74H86V71H83V70ZM24 70V68L22 69V71ZM27 70V69H26ZM26 70H24V73H26ZM74 70V69H73ZM22 71H20V73L21 74H24ZM57 72V75H59L58 74V70L56 71ZM61 72V71H60ZM0 73H1V71H0ZM20 73H18V75H14L13 77H16L17 78V76H19V74ZM71 73V72H70ZM76 73V74H75ZM20 74V75H21ZM35 74V73H34ZM36 74V75H37ZM55 74V73H54ZM56 76V75H55ZM20 77V76H19ZM24 77H26V74H24V76L23 77H20V79L22 78V80H23V78ZM45 77H48L47 75L45 76ZM58 77V76H57ZM26 78H28V76L26 77ZM26 78H24V80L26 79ZM63 78V79H62ZM12 79H14V81L12 80ZM28 79V80H29ZM7 80V82H9V80L8 79H6ZM16 79L15 78H11V81L9 82V84L10 83H14V84H11V85H17V87H18V84L16 83L17 81H19V84L21 83L20 81L21 80H17V81H15ZM35 80H33L34 82H35ZM82 80H85V81H83V83L84 82H86L87 81V79L86 78H83ZM81 80V81H82ZM32 81V82H33ZM66 81V82H67ZM30 83L29 85H33L32 87L33 88H35L34 87V85H35V83ZM58 82V83H59ZM72 82V83H71ZM29 83L28 81L27 82H25V84H24V82L23 83H21V84H24V89L26 88V90H24L23 89V87L21 88V85H19L20 86V88L22 89L21 91H19V89L20 88H15L16 87V85L14 86V88L15 89H13V90H11L12 88H13V86H11L12 88H9V86L7 87V88H9V90L11 91V92H13V93H11L10 91H7L8 93L10 92L11 94H16L17 92L16 91H19L18 93H23L24 91H28L27 89H29V87L27 88V84ZM5 84H6V82H5ZM8 84V83H7ZM2 85H3V83L1 84V87H2ZM68 85V84H67ZM66 85V86H67ZM5 86V85H4ZM26 86V87H25ZM36 86V85H35ZM41 86V89L42 90H44V91H46L47 89H44V88H46V86L43 88ZM54 86V87H53ZM68 86H70V85H68ZM32 87H31V89H32ZM36 87V88H37ZM62 87H64V86H62ZM70 87V88H71ZM35 88V89H36ZM58 88V87H57ZM1 89H3V87L1 88ZM0 89V90H1ZM5 89V88H4ZM34 89V90H35ZM56 89V88H55ZM8 90V89H7ZM14 90H16V91H14ZM42 90H40V88H39V91L40 92H38L39 93V95L43 92V94L45 95V96H47L46 95V93L44 92V91H42ZM50 90V91H49ZM1 91H3V90H1ZM23 91V92H22ZM29 91H30V89H29ZM28 91V92H29ZM31 91H33V90H31ZM36 91L37 90H35V93L33 92H29V93H26V94H23V95H28V94H30V97H31V95H33V98L35 97V94H36ZM42 91V92H41ZM57 91V92H58ZM80 91H83V89H81ZM5 93L4 94H6V91H4ZM47 92V91H46ZM17 93V94H18ZM70 93V94H71ZM78 93V92H77ZM11 94H9V96L7 95V98L8 97H10L11 96ZM16 94V95H17ZM43 94H41V96L43 95ZM55 94V95H56ZM59 94H60V92H59ZM67 94V95H66ZM69 94V95H70ZM1 95H2V92H1ZM0 95V96H1ZM15 95V96H16ZM54 95V96H55ZM68 95V96H69ZM75 95V94H74ZM13 96V95H12ZM38 96V95H37ZM62 98H61V97ZM64 96V97H65ZM67 96V97H68ZM14 97V96H13ZM12 97V98H13ZM17 97V96H16ZM16 97H14V100H15V102H17L18 104L16 105L17 106V108L15 109V105H13V103H11L12 105H10V106H12L11 107V109L10 108H8V107H6V106H9L8 104L7 105H5V107H3L2 105H4V104H6V102L8 101V100H10V98H4L5 99V102H4V100H3V98H2V101H3V103L1 104V107H2V109L3 108H5L6 110L7 109H10V111H12V108L14 107V109H13V111H17L18 110V113L20 112L19 111V109H21L23 112L25 111V109H27V111H28V109H29V111H30V108H33V109H35L36 107H37V109L39 108L38 107V104H39V102L41 103L42 101L40 100V99H38L37 97L35 98V99H33V100H35V101H33V100H31V98L30 97H28V96H26V97H28V98H30V99H28V98H24V96H22L21 95V97H23V98H21L20 97V94H19V96L16 98ZM19 97L21 98V99H19ZM43 97V96H42ZM57 97V96H56ZM66 97V98H67ZM137 97V98H136ZM16 98V99H15ZM47 98V97H46ZM45 97L43 98L44 99V101L46 100V101H48V100H50V102L48 101V102H44V103H42V105L41 104H39L40 105V107L42 108V106H43V104H44V109H43V111L45 110V112L47 113L48 111H46V106L47 107H52L51 105H52V103H53V107H58L57 105H56V101L55 102H52L53 100H51V98L49 99V97H48V100L46 99ZM134 98V97H133ZM18 99V100H17ZM23 99V100H22ZM7 100V101H6ZM17 100V101H16ZM19 100H21V101H19ZM11 101H12V99H11ZM24 101H26V102H24ZM12 102H14V101H12ZM15 102H14V104H15ZM21 102H23L22 104H19V103H21ZM189 102H190V100H189ZM8 103H10L9 101H8ZM36 103H38V104H36ZM46 103V104H45ZM54 103H55V106H54ZM25 104V105H24ZM30 106H28V105ZM34 104V105H33ZM59 104V105H60ZM18 105H21V106H18ZM25 106V108H23L24 106ZM37 105V106H36ZM68 105V104H67ZM211 105V104H210ZM9 106V107H10ZM27 106V107H26ZM34 106V107H33ZM66 106V105H65ZM64 106V107H65ZM212 106H214V104H212ZM1 107H0V110L2 111V109H1ZM20 107H22V108H20ZM52 107V108H53ZM70 107V105H68V107L67 108H69ZM52 108H49L50 109V112H48V114H52L51 112L52 111H54V109L51 111V109ZM59 109H60V106L58 107ZM58 108H56L57 110H58ZM34 110V111H32V114L31 115H33V113H38V110L40 109H38V110ZM48 108H47V110H49ZM55 109V110H56ZM6 110H4L3 109V111L1 112V113H4ZM32 110V109H31ZM9 110H8V112H10ZM21 111V112H22ZM26 111V112H27ZM39 111H42L41 109L39 110ZM42 111V113L41 114H43L42 115V118L44 117V119H45V112H43ZM59 111V110H58ZM58 111H57V113H58ZM83 111V112H84ZM8 112L6 113V114H8ZM19 113L20 115L22 114V113ZM26 112H24V113H26ZM56 112V111H55ZM61 112H60V115H62L61 114ZM64 112V113H63ZM85 112V113H86ZM94 112V111H93ZM1 113H0V118L1 117H5L4 118V120L5 119H7L6 118V116H8V115H1ZM15 113H17V112H15ZM18 113H17V117L19 118V115H18ZM36 113V114H37ZM39 113V114H40ZM57 113H56V115H57ZM70 113V114H69ZM12 114H14V112L12 113ZM11 114V115H12ZM27 115H30V114H28V113H26ZM26 114H23V115H26ZM40 114V115H41ZM69 114V115H68ZM71 114V115H72ZM81 114H80V116H81ZM235 114H231V117L233 118L234 116H235ZM11 115H9L10 117H11ZM23 115H21L20 116V118L19 119H16V114H14V116H12V118L13 119H10L9 118V116H8V119L9 120H5L7 123H8V121H9V123H10V120L13 122V120H14V122H15V120H17V121H20V119L22 120V121H26V122H29V121H27V119L28 120H31L32 122H31V126L34 128V126L36 127V125H33L32 123H38L37 122V120L38 119H41V118H38L37 116H36V118H38V119H35L33 116H27L26 118H24V120L22 119L24 116ZM50 115H48V116H50ZM59 115V116H60ZM80 116H79V118H80ZM31 117H33L34 119H32ZM51 117H52V115H51ZM71 117V116H70ZM69 117V118H70ZM50 118V117H49ZM49 118H47V116H46V119H49ZM68 119V118H67ZM2 120V118L0 119V121ZM3 120V121H4ZM33 120H34V122H33ZM36 120V121H35ZM41 120H43V119H41ZM4 121V122H5ZM70 122H71V128L72 129H74V126H73V123H72V120L70 119L69 120ZM4 122H0V123H4ZM12 122L10 123V125L12 124ZM13 122V123H14ZM26 122H24L25 123V125H26ZM45 122V121H44ZM70 122H68V123H70ZM9 123H8V125H9ZM30 123V122H29ZM34 123V124H35ZM40 123H43V122H40ZM67 123V122H66ZM199 123V120L198 119H196V118H192V117H190V116H187V115H185V114H183V115H181L180 116V118L178 119V121H177V126H178V128H189V127H192V126H195V125H197ZM0 125L1 127H0V130H2V126L3 125ZM39 124V123H38ZM30 126V124H27V126ZM30 126V127H31ZM68 125H66V127H67ZM73 126V127H72ZM32 127H31V129H32ZM77 127V128H76ZM69 128H70V126H69ZM68 128V130H69V132H71L72 133V131L70 130ZM30 129V128H29ZM77 129V130H76ZM3 130L4 131H2V132H0V134L2 135L3 134V132L4 133H6L5 132V129L3 128ZM26 130V129H25ZM68 130L66 131V132H68ZM27 131V130H26ZM26 131H24V132H26ZM73 131V132H74ZM18 132V131H17ZM16 132V133H17ZM20 132V131H19ZM18 132V133H19ZM24 132H23V134H24ZM96 132L97 133H100V134H96ZM9 133V132H8ZM7 133V134H8ZM16 133H14V135L16 134ZM17 133V134H18ZM70 133V134H71ZM4 135L3 134V136H1V138H2V140H0V143H2V145H4V146H2L1 144H0V148H1V146H2V148H1V151H0V155L2 156V154L1 153H8L9 152V150L11 151V152H13V153H15V152H17V154L18 155H23L24 153H26V152H24V151H26L29 147H27L29 144H27L26 143V148H25V141H23L24 143L22 144H18V143H20L19 141H21V138H22V140H23V137L22 136H20V139L18 140V138L16 139V135L14 136L13 135V133L12 134H10L9 133V136L8 135ZM66 134V133H65ZM69 134V133H68ZM68 134H66L67 136H66V138L68 137V138H71V139H69L68 140V138L66 139L65 138V140H68V141H72V138H73V136L75 137L73 140L75 141V139H77L78 141H79V139L77 138V136H75V134L73 135H70V136H68ZM97 135V137H96V135ZM27 135H29V133H27ZM31 135V134H30ZM35 136H36V134H34ZM33 135V136H34ZM7 137V139L5 138V137ZM25 136V135H24ZM72 136V137H71ZM94 136H95V138H94ZM9 137V138H8ZM42 137V136H41ZM40 137V135H39V137L37 136L36 138H41ZM0 138V139H1ZM13 138H15V139H13ZM25 138H27L26 136H25ZM24 138V140H26V142H30V141H32L33 139H32V136H31V140H30V138L28 137L27 139H25ZM35 138V137H34ZM100 138H98V139H100ZM119 138V139H118ZM4 139H6V141H4ZM11 139H13V140H11ZM9 140V141H8ZM11 140V141H10ZM74 141H72V142H70V143H72V144H70V146L73 148L74 146H72V145H75V144H73V143H75ZM98 141V140H97ZM5 142V143H4ZM11 142H13V143H11ZM18 142V143H17ZM22 142V141H21ZM28 142V143H29ZM67 141H65V143H66ZM116 142V143H115ZM7 143V144H6ZM9 143H11V144H9ZM15 144V145H14ZM31 144V143H30ZM76 144H79L78 142L76 143ZM96 144H97V142H96ZM95 144V145H96ZM16 147H14V146ZM69 145V144H68ZM88 145H90V147L88 146ZM119 145V146H118ZM183 145H186V142H185V144H183ZM11 146V147H10ZM21 146V147H20ZM30 146V145H29ZM67 146V145H66ZM85 148H84V147ZM22 147H23V150H22ZM68 147V146H67ZM67 147L65 148L66 149V151H68L67 150ZM87 147V148H86ZM89 147V148H88ZM94 147V146H93ZM96 147V146H95ZM119 147H120V149H119ZM18 148V149H17ZM21 148V149H20ZM25 148V149H24ZM32 148V149H31ZM33 146H31L28 150H27V154H28V151H33ZM69 148V147H68ZM71 148V149H72ZM9 149V150H8ZM35 149V148H34ZM70 149V150H71ZM74 149V151H75V148H73ZM94 148H92V150H93ZM96 149V148H95ZM119 149V150H118ZM4 152H3V151ZM7 150V151H6ZM13 150V151H12ZM21 150V152H19ZM92 150H90V151H92ZM99 150V149H98ZM78 151V150H77ZM82 151H80L79 150V154H80V152L82 153ZM89 151V150H88ZM90 151H89V156H90V158H98L96 155V157H94V154L93 155H90ZM69 152V151H68ZM87 152V151H86ZM86 152L85 153H83L84 155H87L88 154V152H87V154H86ZM92 152V153H93ZM120 152V153H119ZM66 152H64V154H65ZM71 153H73V150L71 151ZM71 153H69L70 154V158H71V160H75V161H77L76 159L77 158H74L73 157V155L76 153H73V154H71ZM133 153H136V156L138 157V158H140L141 156H143V157H141L140 159H135L136 161L135 162H133V160H134V158L136 157H134V154ZM3 154V155H4ZM9 154V153H8ZM12 154V153H11ZM16 154V153H15ZM15 154H13V156L15 155ZM16 154V155H17ZM26 154V155H27ZM107 154H109V155H107ZM6 155L7 154H5V157H6ZM10 155V154H9ZM17 155V156H18ZM25 155V156H26ZM66 156H67V153L65 154ZM76 155H78V154H76ZM110 155H115V157L113 158V156H110ZM127 155H129L128 157H127ZM133 155V156H132ZM141 155V156H140ZM79 156V155H78ZM77 156V157H78ZM88 155H87V157H89ZM3 157V156H2ZM74 159H73V158ZM83 158L84 157V160L86 159L87 161H90V158L88 159L87 157H85V156H82V155H80L78 158ZM117 157H118V155H117ZM120 157V156H119ZM120 157V158H121ZM1 158V157H0ZM64 158H65V156H64ZM67 158H68V156H67ZM70 158H69V161H70ZM107 158H108V160H107ZM66 159V158H65ZM122 159V158H121ZM130 159V160H129ZM132 159V160H131ZM143 159H142V161H143ZM1 160H3V158L1 159ZM81 161H84V160H82V159H80ZM79 159H78V161H80ZM92 160V159H91ZM110 160H111V158H110ZM109 160V161H110ZM126 160V159H125ZM124 160V161H125ZM25 162L26 161H29V160H24ZM24 161H22V162H24ZM65 161H67V159L65 160ZM104 161V162H105ZM130 161V162H129ZM145 161H143V162H145ZM1 162V161H0ZM30 162H34V161H30ZM70 162H72V161H70ZM74 162V161H73ZM148 162V163H147ZM35 164L36 163H38V162H34ZM33 163V164H34ZM138 163L139 162H137V165H136V167H138V169H140V171L142 172V164H141V162H140V164H141V167L139 168V166H140V164H139V166H138ZM25 164V163H24ZM26 164H27V162H26ZM29 164V163H28ZM107 165V164H106ZM126 166V168H129V170H126L125 172H122L121 171V169H122V167H121V169H119V173L120 174H116V175H118V176H116L115 174H114V172H113V168H112V172H113V175H114V177H113V175H112V173H111V175H109V178H110V176H111V178L113 177V178H115V179H117L118 177H119V175H121L119 178L121 179V177L123 176V175H126V176H123L122 177V180L126 183V181H128V180H124V178L126 179V177H127V174H123V173H126L127 171L129 172V171H131V169L130 168H132L131 166ZM148 165V166H149ZM123 166V165H122ZM135 166V164L133 165V168H132V170L135 168L134 167ZM147 166V165H146ZM105 167V166H104ZM145 167V166H144ZM107 168H108V166H107ZM110 169H111V167H110ZM136 170H134V171H139L137 168H135ZM106 170V169H105ZM123 171L125 170L124 168L122 169ZM144 170H145V168H144ZM107 171V170H106ZM108 171H109V168H108ZM111 171H109V172H111ZM104 172V171H103ZM102 172V173H103ZM145 172V171H144ZM144 172H142V173H144ZM116 173V172H115ZM132 173H133V175H134V177H136L138 174L136 173V174H134L135 172H131V175H132ZM110 174V173H109ZM130 174V173H129ZM108 175V174H107ZM140 175H144V174H140ZM26 177V176H25ZM28 177V176H27ZM140 177V176H139ZM139 177H138V179H139ZM108 177H107V179H109ZM110 178V179H111ZM119 178H118V180H116V181H112V179H111V183H114L113 185H115L116 183L117 184H119L118 183V181H119ZM152 178H153V180H152ZM115 179H113V180H115ZM122 180H120V183L121 184H119L117 187V189H115L116 188V186H115V188H112V187H109V186H111V185H109L108 186V188H112L115 192H118V190L120 191V189H121V191H122V189L124 188V187H121L120 188V186L121 185H123V186H125L126 184L124 183H122L121 181ZM108 181H110V180H108ZM109 183V182H108ZM111 183H109V184H111ZM129 183V182H128ZM25 184V183H24ZM99 184H102V183H100L99 182ZM107 184V183H106ZM151 184V185H150ZM140 185V184H139ZM25 186V185H24ZM39 186H41V185H39ZM102 186H104V184L102 185ZM107 186V185H106ZM127 186V185H126ZM125 186V188H127L128 186V188H129V191H128V189H126V194L127 195H129V197L130 198H132L131 197V195L132 194H135L133 191H135L134 189H136V187L135 188H133L132 187V189L130 188V186H135V185H128L127 187ZM101 187V186H100ZM105 187V186H104ZM104 187H102V189H104ZM114 187V186H113ZM28 188V187H27ZM37 188H38V186H37ZM36 188V190H37V192H35V193H37V195L39 196V195H41L42 194V196H44V194L43 193H41V194H39L40 193V190L42 191V192H44V190H42V188H38L37 189ZM45 187L43 186V189H44ZM106 188V187H105ZM25 189H26V187H25ZM98 189H100V188H98ZM98 189H96V190H98ZM101 189V191L103 192L104 191V194L102 195V194H99V195H102L103 197H105L106 198V196H107V200L105 199V198H101L100 196H98L97 194V191H96V193H95V195L94 194H92L93 196H96V198H98L99 199V197H100V199L99 200H103V199H105V202H107L109 199H111L110 200V203H109V201H108V203H104L105 204V209H107L108 207H109V209L108 210H110L111 208H113V207H115V206H123V204H125V201H122V202H120V201H116L115 199H118V198H120L119 197V193L120 192H118V194H116V196H114V195H112V192H110V189H108L107 190V188H106V192H105V189L104 190H102ZM111 189V190H112ZM132 191H131V190ZM152 189H153V187H152ZM27 190V189H26ZM26 190H25V192H26ZM35 190V189H34ZM39 190V191H38ZM112 190V191H113ZM99 191V190H98ZM101 191H99V193L101 192ZM113 191V192H114ZM137 191H138V188H137ZM24 192V194H25V198H24V205H23V203L21 204V205H23L25 208H27L28 209V207H29V205H25V204H28V200L26 201V193ZM39 192V193H38ZM93 192V191H92ZM95 192V191H94ZM110 192V193H109ZM115 192L113 193V194H115ZM123 192H125L124 191V189H123ZM128 192H132L131 194L129 193L128 194ZM106 193H108V194H106ZM34 194V193H33ZM90 194V196H89V199H91V200H89L88 199V197H87V200H89L88 201V205L91 207V205H95V201L96 200H94L93 201V199H94V197L92 196ZM35 195V196H34ZM33 196L35 197V199H34V197H32L33 199H32V201H31V203L32 202H34L35 203V201H36V199H37V202L39 201V199L40 200H42V204H40V201L37 203V204H35V208H34V210H36V209H38L39 207L41 208L42 207V205H43V208H44V206H46V203H48V211L51 209V207L50 206H52V205H50V203L52 204L53 202H55V201H51L50 199H48L47 197H42V199H41V197L39 198L38 196H36V194H34ZM109 195V196H108ZM118 195V196H117ZM121 195V194H120ZM125 195V194H124ZM123 196V195H122ZM90 197H93V198H90ZM116 197H118V198H116ZM128 197V196H127ZM127 197H124L125 199L127 198ZM44 198H47L48 200H50V201H48V200H46V203H45V200H44ZM122 198V197H121ZM121 198L120 199H118V200H121ZM27 199H28V196H27ZM98 199H97V201H96V203L98 204V203H100V202H104V201H98ZM112 199H114L115 200V202H114V200H112ZM129 199V198H128ZM56 201L58 200V199H55ZM66 201V200H65ZM64 201V202H65ZM68 201L70 202V200H67V203H68ZM81 201V200H80ZM83 201L84 200H82L81 201V203H83ZM114 203H113V202ZM130 201V200H129ZM25 202H27V203H25ZM84 202H86V201H84ZM90 202H93V203H90ZM120 202V205H118L117 203H119ZM124 202V203H123ZM30 203V202H29ZM58 203V202H57ZM59 203H61L60 201H59ZM74 203V202H73ZM77 203V202H76ZM76 203H75V205L74 204H72V202L70 203V206H71V204H72V206L74 205L75 206V208H76V206H78V204L76 205ZM78 203H79V200H78ZM81 203H79V204H81ZM113 203V205L114 204H116L115 206H111V204ZM123 203V204H122ZM39 204H40V206H39ZM45 204V205H44ZM56 204V203H55ZM54 203H53V205H55ZM65 204V203H64ZM64 204H62V205H64ZM103 204V205H104ZM106 204H108L107 206H106ZM39 206V207H37V206ZM62 205H58L57 204V206L58 207H60L61 206V211H63V209L62 208H65V207H62ZM65 205H69V204H65ZM83 205V204H82ZM82 205H79V206H82ZM103 206L102 205V203L101 204H98L97 206H92L91 207V209H92V211H93V208H97L96 210H99V206ZM20 206V205H19ZM32 206V207H33ZM56 206V205H55ZM79 206L77 207V208H79ZM16 207V206H15ZM21 207V206H20ZM32 207H29V209H30V211L32 210L31 208ZM37 207V208H36ZM49 207H50V209H49ZM67 207H69V206H67ZM66 207V209L68 210L69 208H67ZM89 207V208H90ZM107 207V208H106ZM53 208L54 207H52V211H49V213L50 212H52V213H50V215H47L46 213L44 214L42 211H41V213L42 214H40L38 211H34L35 213L34 214H30L29 212V214L31 215L30 216V219H36L37 217L35 216V215H37V216H39V218L41 217V219H42V217L44 218V216H45V219H46V217L47 218H49L50 219V216L51 217H54V215L56 214V213H54L55 212V208H54V211H53ZM74 208V207H73ZM73 208H71V209H73ZM116 208V211L118 210V209H120V208H117V207H115ZM127 208V209H128ZM12 209H13V207H12ZM12 209H10V210H12ZM18 209V208H17ZM23 208L21 207V210H20V208L18 209V210H20V211H22V212H24V213H26L27 211H29V210H22ZM44 209H46V208H44ZM43 209V210H44ZM60 209H59V211H60ZM66 209H64V211H63V213H68V212H66L65 210ZM87 209V208H86ZM100 209H102V211L104 210L103 209V207L102 208H100ZM132 209H136L135 211H137V212H134V210H132ZM145 209V210H144ZM16 211V209H15V211L17 212V214H15L16 212L15 211H13L14 212V215L16 216H18V215H20V214H18L19 213V211ZM56 212H57V214L59 215L61 212H58V209L56 208ZM76 210V209H75ZM95 210V211H96ZM108 210H107V212H108ZM113 210V209H112ZM141 210H143V212L141 211ZM47 211V210H46ZM45 211V212H46ZM70 211V210H69ZM90 211V209H88V212H90L89 213V215L90 214H92V215H90V219H91V216H92V218L96 215H94V213H95V211ZM101 211V210H100ZM101 211V212H102ZM105 211L106 210H104L103 211V213L104 214H100V212H99V214L100 215H98V213H97V216H105L106 214H105ZM111 211V210H110ZM109 211V212H110ZM114 211H115V209H114ZM113 211V212H114ZM119 211V210H118ZM119 211V213H121ZM33 212V211H32ZM31 212V213H32ZM36 212H38L37 214H36ZM71 212V214H72V212H74V210H72V211H70ZM92 212V213H91ZM96 212H98V211H96ZM106 212V213H107ZM108 212V213H109ZM48 213V214H49ZM54 213V214H53ZM107 213V215H109L110 213H112V211L108 214ZM122 213H121V215H122ZM115 214H117L118 216H116ZM112 213V216H107L106 215V218L104 219L103 217H98V218H100V219H98V220H100V222H101V225H103L104 227H108V229H105L104 230V227H103V237L104 238H100V236H96L97 238H99V239H97L96 240V244H98V245H101V246H103V247H105V246H111V245H114V246H112V248L114 249V251L112 252L111 251V249H108L107 251H105L104 249L103 250H100V249H98V248H95L93 251L94 252H99L98 254H101L102 252H107L108 254L107 255H109V254H111V253H115V255L117 256V257H119V258H121V259H129V261H131V260H135V259H137V257L138 256H140V257H142L144 260V264L145 263H150V264H176L174 261H175V258L172 256V255H166V254H164V253H162V251L164 250L163 248H161L160 246H158V248L156 249L157 250V252H156V254L153 256V257H144L143 256V254L142 253H140L139 252V250H137V251H135V252H129V251H124V250H122V247H121V239H120V236L124 233V231L126 230V227L124 228H120V227H122V225L121 224H124L123 222H118L117 220H114V218H116V219H120L121 218V216L118 214V213ZM35 217H34V216ZM44 215V216H43ZM47 215V216H46ZM57 215V216H58ZM61 215V214H60ZM86 215V214H85ZM84 215V216H85ZM89 215L87 214L85 217H89ZM94 215V216H93ZM111 215V214H110ZM16 216V217H17ZM34 218H33V217ZM56 216V215H55ZM74 216H75V214H74ZM76 216L77 217H75V218H77V219H75V220H84L83 218H85L83 215H79L80 217H78V215L76 214ZM97 216H96V219H97ZM24 217H27V215L25 216V214L23 215V218ZM29 217V216H28ZM27 217V218H28ZM32 217V218H31ZM73 217V216H72ZM71 217V218H72ZM20 218H21V216H20ZM68 219V220H74V217H73V219ZM95 218V217H94ZM93 218V219H94ZM29 219V220H30ZM23 220V219H22ZM27 219H24L23 220V223H27V221H26ZM37 220V219H36ZM35 220V223H37V227H39V224L41 223V222H39V221H36ZM42 220H44V219H42ZM51 220V219H50ZM50 220H49V222H50ZM66 220V219H65ZM64 220V221H65ZM26 221V222H25ZM32 221V220H31ZM41 221V220H40ZM52 221L53 220H51V224L53 225V223H52ZM63 221V222H64ZM67 221V220H66ZM104 221H106V222H104ZM117 221V222H116ZM38 222H39V224H38ZM54 222V221H53ZM112 222V223H111ZM32 223H33V221H32ZM35 223H33V224H31V222L29 223H27L28 225H33V226H28V225H25L24 227H26V228H29V229H33V228H35L34 227V224ZM59 222H57V224H58ZM115 223H116V225H115ZM112 224V225H111ZM121 225L120 227L118 226V225ZM51 225V226H52ZM54 225H55V223H54ZM109 225L110 226H118L117 228H116V230H115V228L114 229H112V227H109ZM48 226H50V225H48ZM50 226V227H51ZM124 226H125V224H124ZM110 228V229H109ZM87 229V228H86ZM100 229V228H99ZM113 230V232L115 231V233H113V237H114V234H115V236L116 237H110L109 239H108V236H110L109 234H111V232L110 231H112ZM89 230V229H88ZM95 230V228L94 229H92V230H90L91 231V234L93 233L92 231H94ZM98 230V229H97ZM96 230V232L98 233V231H99V233H100V230H98L97 231ZM101 230H102V228H101ZM107 230H108V236L106 235V233H107ZM83 231V230H82ZM81 231V232H82ZM85 231V230H84ZM90 231H88V232H90ZM81 232H80V234H81ZM86 232V231H85ZM95 231H94V233H96ZM104 232H106V233H104ZM84 233V232H83ZM78 233H76V235H77ZM90 234V233H89ZM96 235V234H95ZM97 235H100V234H97ZM112 235V234H111ZM84 236V235H83ZM82 236V237H83ZM106 236H107V238H106ZM61 238H66L65 236L64 237H61ZM79 238V237H78ZM84 238V237H83ZM95 238V237H94ZM112 238V239H111ZM117 238V239H116ZM60 239V238H59ZM80 239H82V238H80ZM116 239V240H115ZM78 240V239H77ZM76 240V242H79L80 243V241L78 240L77 241ZM65 241V240H64ZM93 241H95V239H93ZM28 242V241H27ZM75 242V243H76ZM81 242H84L83 240H81ZM24 243H26V241H24ZM29 243V242H28ZM74 243V242H73ZM27 244V243H26ZM65 245H67L68 244V242H66V243H64ZM63 244V246H65ZM27 246H30V244H27ZM62 246V245H61ZM106 248V247H105ZM49 249H50V253L52 252V256H53V248L52 247H47L46 248V250H44V252L41 250V251H33V250H31V251H29V254H27V253H24L25 255L27 254V255H29V257L26 255V257H28V260H29V258H30V253H31V259H30V261H28V260H26L27 258H25L24 259V261H27V262H30L29 264H38V263H41L42 264V262H44V260H42L41 262H39L41 259H40V257L42 258L43 257V255L44 256H48V252H46L47 250L49 251ZM51 249H52V251H51ZM55 250H57V252L55 253V254H57L58 253V249H55ZM169 250L171 251V252H178L180 255H181V263L180 264H193V262L195 261V258L196 257H198V256H200V255H203V252L200 250V249H196V248H192V247H190V246H186L185 244H183V243H174V244H172V245H170L169 246ZM40 252V253H39ZM43 252V253H42ZM93 252V253H94ZM101 252V253H100ZM43 254V255H40V254ZM45 253H47V254H45ZM35 254H38V255H35ZM90 255L91 254H89V258H90ZM97 255V254H96ZM104 255V253H102V258L104 257L103 256ZM107 255H106V257H107ZM113 255V254H112ZM112 255L110 256H108V257H111V258H113L115 255H113V257H112ZM52 256H50V254H49V256H48V258H50L49 260H47V262L49 261V262H51L52 261V263H53V261L54 260H56L58 257V255L56 256L57 258L56 259H54ZM98 256V255H97ZM97 256H96V258H97ZM35 257H36V259H35ZM52 257V258H51ZM93 257V256H92ZM91 257V260L94 258V259H96L95 257H93L92 258ZM99 258H101L100 256H98ZM106 257H104V258H106ZM107 257V258H108ZM38 258V259H37ZM46 258L47 257H44V259L46 260ZM98 258V259H99ZM103 258V259H104ZM142 258H141V260H142ZM36 261H35V260ZM40 259V260H39ZM51 259H54V260H51ZM59 259V258H58ZM58 259H57V261L56 262H58ZM109 259V258H108ZM39 260V261H38ZM91 260H88L87 262H89V261H91ZM148 260V261H147ZM33 261V262H32ZM96 261H101V260H95L94 262H96ZM109 261V260H108ZM111 261V260H110ZM108 262V263H110V264H113V263H111V262ZM128 261V260H127ZM128 261V262H129ZM147 261V262H146ZM27 262H25V264L27 263ZM36 262V263H35ZM46 262V261H45ZM86 262V263H87ZM92 262V261H91ZM91 262H89V264L91 263ZM76 263V262H75ZM78 263V262H77ZM80 264H81V262H79ZM78 263V264H79ZM84 263V262H83ZM28 264V263H27ZM44 264V263H43ZM45 264H47V263H45ZM48 264H51V263H48ZM54 264H55V261H54ZM93 264V263H92ZM94 264H96V263H94ZM100 264H101V262H100ZM105 264H106V262H105Z\"/></svg>",
    "mask_w": 264,
    "mask_h": 264
},
{
    "label": "crops",
    "instance_id": "obj_3",
    "mask_svg": "<svg viewBox=\"0 0 264 264\" xmlns=\"http://www.w3.org/2000/svg\"><path fill=\"white\" fill-rule=\"evenodd\" d=\"M15 1L0 0V28L16 24L26 7L32 13V1L17 8ZM91 42L78 40L85 47ZM138 114L139 138L156 154L152 187L164 215H130L122 250L153 257L160 246L180 264L181 255L169 246L183 243L200 249L210 264H264L258 248L264 234V150L253 148L247 122L232 118L222 93L209 90L196 103L187 96L144 102ZM183 114L199 123L178 128Z\"/></svg>",
    "mask_w": 264,
    "mask_h": 264
},
{
    "label": "water",
    "instance_id": "obj_4",
    "mask_svg": "<svg viewBox=\"0 0 264 264\" xmlns=\"http://www.w3.org/2000/svg\"><path fill=\"white\" fill-rule=\"evenodd\" d=\"M32 1L34 8L29 16V20L25 27L31 25H45L49 22L56 8L58 2L61 3L67 15H71L80 0H16L14 2L15 8L19 7L23 2ZM177 3L182 4V8L191 7L200 15H212V19H207L202 22H195L188 27V33L191 36L182 37L175 40L180 45V49L193 48L201 54L207 55L202 52L198 47L207 43H216V46L236 44L239 37L234 35L230 27L225 24L226 21L235 20L241 17L248 10H263L264 0H175ZM18 13L15 14L17 16ZM24 29V26L21 28ZM183 40V41H182ZM180 42V43H179ZM168 49L172 48L171 44ZM167 49V50H168ZM213 55H210L212 57ZM246 99V98H245ZM243 99V100H245ZM239 104V111L233 118L237 120L246 121V131L248 134L253 135V148H262L264 150V96L256 97L251 106L243 109L242 101ZM253 131V133H252ZM258 248L264 252V234L259 242Z\"/></svg>",
    "mask_w": 264,
    "mask_h": 264
}]
</instances>
